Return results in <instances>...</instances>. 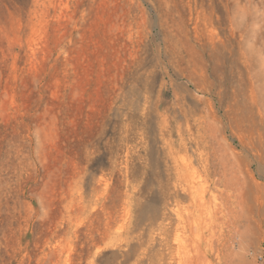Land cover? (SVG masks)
<instances>
[{"label":"rangeland","instance_id":"obj_1","mask_svg":"<svg viewBox=\"0 0 264 264\" xmlns=\"http://www.w3.org/2000/svg\"><path fill=\"white\" fill-rule=\"evenodd\" d=\"M263 249L264 0H0V264Z\"/></svg>","mask_w":264,"mask_h":264},{"label":"built area","instance_id":"obj_2","mask_svg":"<svg viewBox=\"0 0 264 264\" xmlns=\"http://www.w3.org/2000/svg\"><path fill=\"white\" fill-rule=\"evenodd\" d=\"M257 264H264V249L255 254Z\"/></svg>","mask_w":264,"mask_h":264},{"label":"bare ground","instance_id":"obj_3","mask_svg":"<svg viewBox=\"0 0 264 264\" xmlns=\"http://www.w3.org/2000/svg\"><path fill=\"white\" fill-rule=\"evenodd\" d=\"M212 42V41H211Z\"/></svg>","mask_w":264,"mask_h":264}]
</instances>
